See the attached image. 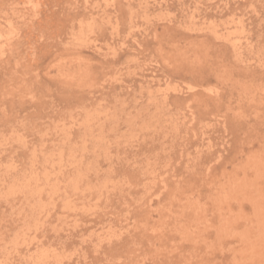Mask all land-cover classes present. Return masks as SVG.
Masks as SVG:
<instances>
[{
    "label": "rangeland",
    "instance_id": "1",
    "mask_svg": "<svg viewBox=\"0 0 264 264\" xmlns=\"http://www.w3.org/2000/svg\"><path fill=\"white\" fill-rule=\"evenodd\" d=\"M0 264H264V0H0Z\"/></svg>",
    "mask_w": 264,
    "mask_h": 264
},
{
    "label": "bare ground",
    "instance_id": "2",
    "mask_svg": "<svg viewBox=\"0 0 264 264\" xmlns=\"http://www.w3.org/2000/svg\"><path fill=\"white\" fill-rule=\"evenodd\" d=\"M26 29H27V28H26ZM32 29H33V27L31 26V27L29 28V31H31ZM21 31H22V30H21ZM34 31H35V30H34ZM31 33H32V32H31ZM23 36H24V37H28V34L25 33V35H23ZM23 39H24V38H23ZM20 41H21V38L18 37V38L16 39L15 42H16V44H18ZM213 74H214V73H213ZM170 207H171V206H170Z\"/></svg>",
    "mask_w": 264,
    "mask_h": 264
}]
</instances>
